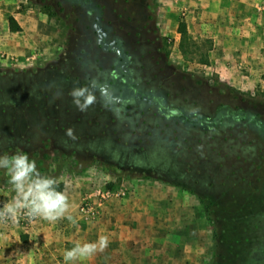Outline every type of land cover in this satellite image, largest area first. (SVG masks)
<instances>
[{"label": "rangeland", "instance_id": "rangeland-1", "mask_svg": "<svg viewBox=\"0 0 264 264\" xmlns=\"http://www.w3.org/2000/svg\"><path fill=\"white\" fill-rule=\"evenodd\" d=\"M191 1L13 0L0 155L26 153L55 178L75 222L133 223L143 243L117 264L128 251L146 255L133 264H264V0L207 7L222 21L187 17ZM15 197L0 170V206ZM37 221L3 224L22 237Z\"/></svg>", "mask_w": 264, "mask_h": 264}, {"label": "crops", "instance_id": "crops-1", "mask_svg": "<svg viewBox=\"0 0 264 264\" xmlns=\"http://www.w3.org/2000/svg\"><path fill=\"white\" fill-rule=\"evenodd\" d=\"M231 1L233 5L241 2V0ZM243 1L245 2L246 0ZM218 2L221 3L222 1L199 0L196 4V10L187 8L195 3L191 0H188V3L186 2L188 5L187 7L184 6L183 3H180V5L186 7H183V10L186 9L185 14H187V17L195 12V14L199 16V19L203 21L208 20L207 18L211 20L220 19V21H222L223 17H206L204 15V13L207 12V7L213 9ZM248 2L249 1H246V3ZM252 2L256 3L258 0H252ZM9 4L11 5L8 6ZM15 7L13 0H0V48L8 45L9 40L14 38L16 34L9 31L7 22L9 16H12L18 21ZM208 12L210 13V11ZM220 15H223L222 9ZM123 209L114 208L113 211L110 210L108 213L119 215V213L123 212ZM88 225L89 226H84L81 223L69 221L68 219H62L56 223L37 221L33 228L28 230L29 232H22L24 233L22 237L20 233H17L18 226L16 225L15 237L10 231V229H13L11 225L0 224V264H64L63 254L65 250L70 249L78 243V240L72 239V235H74L75 232H82L84 228L86 230H95V233L98 232V236H108L110 243L102 253H97L92 258L78 262V264H117L118 260H121V258L117 256L119 248H123L122 246H129L128 248L131 249L130 247L134 244L139 245L143 243L139 237H136L132 233L133 227H131V225H133V223L124 222L122 220H110L107 223L94 221ZM41 231H46L48 236H46V238H40ZM84 242H88V240L79 243ZM89 242L94 241L92 240ZM129 249H127V251ZM124 255V264H133L132 261L134 258V260H142L143 257H146V255H134L132 251L125 252Z\"/></svg>", "mask_w": 264, "mask_h": 264}, {"label": "clouds", "instance_id": "clouds-1", "mask_svg": "<svg viewBox=\"0 0 264 264\" xmlns=\"http://www.w3.org/2000/svg\"><path fill=\"white\" fill-rule=\"evenodd\" d=\"M83 95V93H81ZM94 102L88 96L78 106L87 110ZM0 170L8 176V183L16 197L0 206V224L17 222L24 218L29 221L37 218L56 223L62 219L74 221L71 215L72 204L65 192L59 191L55 178L41 175L36 162L26 153L0 155ZM110 243L106 235L98 236L94 242L76 243L63 254L64 264H78L102 253Z\"/></svg>", "mask_w": 264, "mask_h": 264}, {"label": "trees", "instance_id": "trees-1", "mask_svg": "<svg viewBox=\"0 0 264 264\" xmlns=\"http://www.w3.org/2000/svg\"><path fill=\"white\" fill-rule=\"evenodd\" d=\"M50 16H53L52 13L48 12ZM8 22V29L10 32L16 33L20 31V26L17 23V21L12 17L9 16L7 19ZM177 33L180 35L181 37V42H180V48L184 51H186V48L188 47V32H187V28H186V24L184 22H179L178 23V28H177ZM191 44V43H190ZM194 44V43H193ZM190 53H193V51H191ZM206 61V60H204ZM58 190L62 191V188L60 185H58Z\"/></svg>", "mask_w": 264, "mask_h": 264}, {"label": "built area", "instance_id": "built-area-1", "mask_svg": "<svg viewBox=\"0 0 264 264\" xmlns=\"http://www.w3.org/2000/svg\"><path fill=\"white\" fill-rule=\"evenodd\" d=\"M79 211L82 215L88 218H93L96 216V210L88 203V202H83L79 208ZM25 223L27 225L32 224L33 220L29 221L27 219H24Z\"/></svg>", "mask_w": 264, "mask_h": 264}]
</instances>
